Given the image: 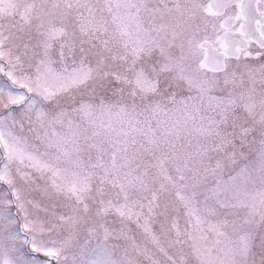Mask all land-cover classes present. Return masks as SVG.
<instances>
[{
  "label": "snow or ice",
  "instance_id": "snow-or-ice-1",
  "mask_svg": "<svg viewBox=\"0 0 264 264\" xmlns=\"http://www.w3.org/2000/svg\"><path fill=\"white\" fill-rule=\"evenodd\" d=\"M0 264H264V0H0Z\"/></svg>",
  "mask_w": 264,
  "mask_h": 264
}]
</instances>
